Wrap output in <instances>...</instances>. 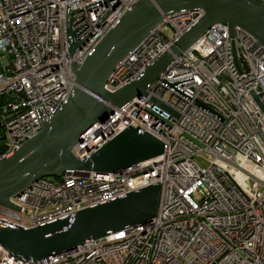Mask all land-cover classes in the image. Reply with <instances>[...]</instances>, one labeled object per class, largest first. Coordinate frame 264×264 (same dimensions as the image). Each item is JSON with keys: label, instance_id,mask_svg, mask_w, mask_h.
Listing matches in <instances>:
<instances>
[{"label": "built area", "instance_id": "built-area-1", "mask_svg": "<svg viewBox=\"0 0 264 264\" xmlns=\"http://www.w3.org/2000/svg\"><path fill=\"white\" fill-rule=\"evenodd\" d=\"M136 1L0 0V158L55 115L74 84L70 65L79 67ZM201 15L164 16L103 88L114 92L136 79ZM68 19L73 36L66 34ZM69 41L80 42L71 54ZM234 41L241 71L227 24H214L174 56L145 96L114 107L71 149L77 159L88 158L134 127L159 139L162 154L106 174L39 177L9 198L14 208L0 206L4 226L34 228L159 184L158 211L149 222L36 261L0 245V264H264V113L252 96L264 104V47L238 27Z\"/></svg>", "mask_w": 264, "mask_h": 264}, {"label": "water", "instance_id": "water-1", "mask_svg": "<svg viewBox=\"0 0 264 264\" xmlns=\"http://www.w3.org/2000/svg\"><path fill=\"white\" fill-rule=\"evenodd\" d=\"M187 10L202 15L174 40L136 79L114 92L103 86L113 68L129 55L163 20ZM68 19L66 34L73 36ZM224 23L233 59L241 71L234 41L235 28L250 33L264 47L263 0H137L108 29L81 65H70L73 86L66 100L39 131L9 154L0 158V206H14L9 198L20 193L33 180L43 176L59 177L70 170L94 173L120 171L159 156L163 143L147 132L127 127L90 157L77 159L72 147L104 122L114 107L146 95V88L157 80L174 56L188 49L211 26ZM80 46L69 41L68 53ZM264 113V104L253 95ZM153 104L176 117L177 114L155 98ZM195 105L213 112L198 100ZM160 185L153 184L34 228H10L0 223V245L13 257L36 261L71 250L87 240L149 222L157 213Z\"/></svg>", "mask_w": 264, "mask_h": 264}, {"label": "rangeland", "instance_id": "rangeland-1", "mask_svg": "<svg viewBox=\"0 0 264 264\" xmlns=\"http://www.w3.org/2000/svg\"><path fill=\"white\" fill-rule=\"evenodd\" d=\"M3 61H4V66H6V64L8 63V59L4 58ZM195 197H198V195H196Z\"/></svg>", "mask_w": 264, "mask_h": 264}, {"label": "trees", "instance_id": "trees-1", "mask_svg": "<svg viewBox=\"0 0 264 264\" xmlns=\"http://www.w3.org/2000/svg\"><path fill=\"white\" fill-rule=\"evenodd\" d=\"M2 149H3V144L2 141L0 140V153L2 152Z\"/></svg>", "mask_w": 264, "mask_h": 264}]
</instances>
